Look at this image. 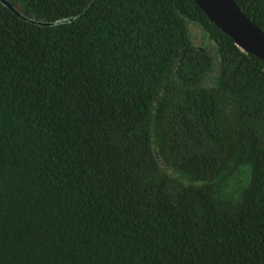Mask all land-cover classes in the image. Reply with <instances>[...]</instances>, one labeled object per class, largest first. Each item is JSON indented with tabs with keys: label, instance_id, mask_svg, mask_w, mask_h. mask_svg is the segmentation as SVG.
<instances>
[{
	"label": "trees",
	"instance_id": "1",
	"mask_svg": "<svg viewBox=\"0 0 264 264\" xmlns=\"http://www.w3.org/2000/svg\"><path fill=\"white\" fill-rule=\"evenodd\" d=\"M7 1L0 264H264V61L195 0Z\"/></svg>",
	"mask_w": 264,
	"mask_h": 264
},
{
	"label": "water",
	"instance_id": "2",
	"mask_svg": "<svg viewBox=\"0 0 264 264\" xmlns=\"http://www.w3.org/2000/svg\"><path fill=\"white\" fill-rule=\"evenodd\" d=\"M0 1L19 14L10 2ZM195 2L213 24L231 37L241 51L264 61V31L244 14L235 0H195Z\"/></svg>",
	"mask_w": 264,
	"mask_h": 264
}]
</instances>
